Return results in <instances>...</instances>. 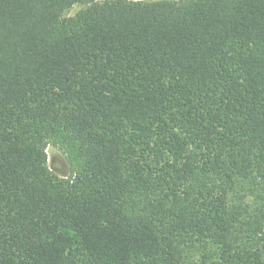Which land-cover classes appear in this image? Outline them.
Listing matches in <instances>:
<instances>
[{
  "label": "trees",
  "instance_id": "trees-1",
  "mask_svg": "<svg viewBox=\"0 0 264 264\" xmlns=\"http://www.w3.org/2000/svg\"><path fill=\"white\" fill-rule=\"evenodd\" d=\"M0 264H264V0H0Z\"/></svg>",
  "mask_w": 264,
  "mask_h": 264
},
{
  "label": "rangeland",
  "instance_id": "rangeland-1",
  "mask_svg": "<svg viewBox=\"0 0 264 264\" xmlns=\"http://www.w3.org/2000/svg\"><path fill=\"white\" fill-rule=\"evenodd\" d=\"M80 6L76 5L68 11V15H74ZM48 157V166L50 170L58 177H67L70 174L69 164L64 154L57 147L48 145L46 149Z\"/></svg>",
  "mask_w": 264,
  "mask_h": 264
}]
</instances>
